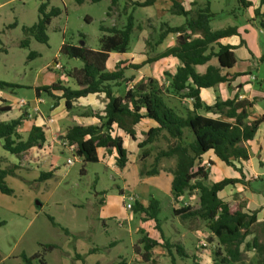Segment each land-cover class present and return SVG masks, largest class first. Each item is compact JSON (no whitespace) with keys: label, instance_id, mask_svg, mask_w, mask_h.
<instances>
[{"label":"rangeland","instance_id":"374dc122","mask_svg":"<svg viewBox=\"0 0 264 264\" xmlns=\"http://www.w3.org/2000/svg\"><path fill=\"white\" fill-rule=\"evenodd\" d=\"M207 1L211 3L212 11L217 12L211 21L213 30L246 19L247 15L237 0H204ZM44 2L48 5L47 10L52 7L61 10L47 28V43L38 41L23 30V26H32L38 21L39 7ZM123 2L121 0L120 5L108 10L109 0L96 3L86 0L82 4L76 0H0V81L19 85L13 91L2 90L10 96V102L25 99L30 104L35 98V85L50 84L59 77H66L65 68L82 67L80 59L60 52L63 42L73 45L84 42L91 49H100V38L104 34L101 26L115 24L122 27L126 23V15L122 13ZM198 2L201 3V0ZM167 4L168 0H160L153 7H137L134 10L136 26L130 46L133 56H129L133 63H140L159 52L155 42L162 21L177 24L185 19L178 15L172 17ZM145 33L149 43L144 49H138L133 44ZM26 39L29 44L24 46ZM31 52L35 55L30 57ZM114 56L111 64L118 58ZM55 62H60L63 70H54ZM177 63V59L149 63L136 72L137 79L152 77L165 86L168 84L165 71L174 70ZM261 64L255 73L264 78V63ZM123 92L124 87L116 89L117 94ZM45 97L48 103L54 102L52 97ZM166 100L182 114L190 108L191 100L187 98L167 95ZM258 103L264 104L262 100ZM104 104L103 95L94 96L82 100L71 113L76 117H93L90 113H101ZM46 106L42 104V107ZM49 112L45 111V118L51 117ZM11 114L0 115V119H6ZM78 120L84 121V118ZM60 138L58 134L56 140ZM57 142L56 145L61 146L60 140ZM2 143L0 140V166L19 165V168L15 169V175L5 178L13 193L0 191V221H4L0 226V264H26L22 254L33 257L32 264H171L166 249L160 246L153 248L148 261L136 252V246L139 252L144 251L139 243L142 236L140 228L144 227L149 234L153 233V228L141 220L140 214L126 208L125 201L129 196L145 203L151 197L160 200L159 218L166 236L173 243L183 245L188 255H176L178 264H194V260L199 264H214L219 244L206 222L200 218L182 219L174 214L175 208L196 204L195 193H187L178 203L171 197L168 179L175 159H162L158 166L160 172L156 175L141 173L143 168H152L156 153L167 147L166 140L150 145L146 158L141 157L139 148L130 147V164L123 173L117 165L116 156H113L114 159L106 158L108 155L105 153V161L84 162L68 150L62 151L55 141H50L49 156L46 155L49 160L45 168L48 170L55 165L57 169L53 177L46 180H40L38 168L41 164L31 162L35 160L34 152L28 151L19 159L5 150ZM99 153L102 151L99 150ZM68 158L74 159V163L68 164ZM112 165L116 167L112 168ZM164 179L166 187L160 184ZM63 229H67L68 233ZM48 245H54V248L49 249ZM256 261V251L245 249L244 260L238 264Z\"/></svg>","mask_w":264,"mask_h":264},{"label":"trees","instance_id":"16d2710c","mask_svg":"<svg viewBox=\"0 0 264 264\" xmlns=\"http://www.w3.org/2000/svg\"><path fill=\"white\" fill-rule=\"evenodd\" d=\"M86 0H76L82 4ZM100 2L102 0H90ZM120 0H110L108 10L117 7ZM171 12L183 16L185 21L179 25L161 22L155 46L163 43L169 34L176 35L175 45L153 57H148L142 63H131L121 59L115 63L113 69L107 67L110 52L125 53L129 49L132 34L135 30L134 10L137 7L153 5L156 0H125L122 13L126 15V23L122 27L116 25L101 26L105 32L101 38L100 49L94 50L84 45H73L63 42L60 52L70 58H78L83 62L82 67L65 68L64 74L73 83L58 79L50 84L34 87L37 96L43 94L54 99V106L64 100L68 110L74 108L75 102L80 98L97 94L104 95L105 104L101 113L93 112V117L98 118L96 124L68 126L62 139L75 145V155L84 162H98L99 149L108 152L115 151L116 162L120 168L128 162V150L124 146L123 137L117 131L123 132L132 140H136V126L143 119H151L157 123L141 134L138 148L141 157L149 156L150 145L164 139L167 147L160 149L155 157L151 169H142V175H156L162 159H175L171 168L173 179L171 182V196L175 202L188 193H195V205H182L174 209V214L182 219L200 218L206 222L213 236L218 240L219 247L215 251L214 264H238L244 260L245 249L255 250L256 263L264 264V220L259 221L257 211L246 209V201L230 204L220 197V192L229 185L241 183L238 178H223L216 182H208L210 168L202 165V156L212 151L227 166L242 173L237 163L248 161L250 153L248 141L252 140L264 115L252 118L250 109L254 100L240 99L238 95L233 98H216L213 104H208L201 97L203 88H211L220 83L231 84L239 74H232L227 69L236 63L233 46L223 44L221 39L237 34L236 26H227L213 30L211 21L217 16L212 11L209 2L203 7L186 9L179 0H171ZM239 6L248 9L253 5L250 0H237ZM196 5V3H193ZM47 3L39 7L38 21L32 26H23L26 34L34 36L38 41L47 43L46 33L53 17L58 16L61 10L52 7L47 10ZM129 9H131L129 11ZM254 19L258 26L264 29V0H259L254 9ZM149 43V42H148ZM147 43V44H148ZM29 44L28 39L23 45ZM152 46L151 44H149ZM33 52L30 57L34 56ZM174 57L180 61L174 72L165 71L168 84L162 85L156 79H137L136 72L146 64L161 58ZM216 59L217 63H212ZM264 63V54L258 59ZM199 66H206L200 72ZM227 70L226 72H224ZM19 87L17 84L0 81V90L13 91ZM124 87V92L116 93V89ZM187 98L192 101V107L184 114L178 112L168 104L166 96ZM11 107L6 102L0 105V114L10 111ZM211 114V115H209ZM21 115L10 121L0 120V140L3 148L11 154L22 158L31 148L41 147L47 140L46 126L33 125L27 137L19 132L20 126L26 119ZM14 167L0 166V191L12 194L5 178L15 175ZM84 171V169H82ZM54 175V170L41 171L40 180H46ZM133 211L140 214L141 220L151 225L153 233L149 234L140 228L142 234L139 243L143 252L137 253L144 260H150L152 250L156 246L166 249L171 264H178L176 255L187 257L183 245L173 243L165 234L159 218L161 202L151 197L147 205L135 199ZM50 219L54 222L53 218ZM4 221H0V226ZM68 233L67 229H63ZM159 234V235H158ZM53 249L54 245H48ZM26 264H32V258L22 254ZM194 264L197 260H194Z\"/></svg>","mask_w":264,"mask_h":264},{"label":"crops","instance_id":"0c3cea01","mask_svg":"<svg viewBox=\"0 0 264 264\" xmlns=\"http://www.w3.org/2000/svg\"><path fill=\"white\" fill-rule=\"evenodd\" d=\"M120 1H119V5H120ZM123 1L124 2L122 8L125 5V0ZM179 1L186 9H192L193 7L194 8L203 7L204 5H206L207 2H209V1L204 2V0H201V3L198 2V0H179ZM250 1H252L253 5L248 9L243 10L244 13L247 15L246 19H244V22L227 25V26H236L237 34L220 40V42L223 44H229L233 46V52L235 54L237 61L233 67L227 70L232 74L234 73L239 74V76H237L236 79L231 84L220 83L211 88H203L201 90V97L208 104H213L216 101L217 97L221 99H228V98H233L236 95H238L240 99H248L251 101L254 100V105L250 109V115L252 118H256L261 115H264V104L258 103V101L260 100L264 102V78L259 76V73L257 74L255 73V71L258 70V68L260 69V66L262 65L261 63L258 62V59L264 54V29L260 28L258 26L257 20L254 19V9L258 6L259 0H250ZM159 2L160 0H156V2L153 5L141 7V8L153 7ZM193 3H196V5H193ZM167 8L169 12L172 13L171 0H168ZM130 10L131 9H129V11ZM175 16L177 15L172 13V17ZM235 18L239 20L237 16H235ZM184 21L185 19L181 23H177V24H172L171 22L168 21H162V22H168L171 25H179L182 24ZM114 25L115 24H111V26ZM146 39L147 36L145 33L144 35H141L133 45L137 48L139 47L138 49H144V46L147 43ZM175 43H176V35L169 34L165 38L164 42L157 46V49L159 50L158 53L164 51L168 47L175 45ZM130 46H131V42L129 45V49L125 53L110 52V57L107 61V67L109 69H113L115 63L124 58H126V60H129L131 61V63H133L134 61L132 59L130 60L129 58V56H131L130 54H132ZM113 54L117 55L118 58H115L111 64L110 63L111 58L115 57ZM169 59L176 60L177 58L165 57L159 60L166 61ZM145 60L141 61L140 63L144 62ZM177 62L179 63H177L175 69L171 70L170 72H174L176 68L179 66L180 61L178 59ZM110 64L112 66H110ZM205 68L206 66H199L198 70L202 72L205 70ZM227 70H225L224 72H226ZM59 78L65 80L66 82H68V84L73 86V83L67 77L62 76ZM34 94H35L34 100L30 101L29 105L22 107L17 101H16L17 103L10 102L9 100L10 96L7 95L2 90H0V105H3L6 102L11 107L10 111L1 113L0 115H5V114L8 115L9 112L12 113L11 115H9V117L6 116V119H0V120L10 121L12 119H16L20 117L21 115H26L25 116L26 119L23 121V124L19 128V132L22 134L24 138L27 137L33 125L46 126L47 140L44 142L43 146L37 147L38 150H36V147L31 148L29 150V153L34 152L33 155L35 156V160H32L31 162L41 164V167L38 168V172L49 171L52 170V168H54L55 171L57 169V167H54L55 165H53L52 168L49 167L48 170H46L45 168L46 162L49 160L48 158L50 152L49 142L55 141V145L58 144L57 141L59 140L61 141L62 136L66 133L68 126L72 124L91 125V124H96L99 120L96 117H76L75 114L73 115V113H71L73 109L68 110L65 107L64 100H61L58 106H54V102L52 104L50 102L49 103L47 102L45 94L41 96H37L35 90H34ZM94 96H100V95L93 94L86 97H82L77 102H75L74 108L77 106L78 103H81L82 100H86ZM42 104L47 106L42 107ZM191 107H192V101H190V108ZM47 110L50 111L48 115L54 117L53 122L48 124H47L48 118H45L47 116L45 111ZM77 118H84V121L82 120L76 121ZM156 125L157 123L151 119H143L136 126V140H132L123 132L117 131V134L123 137L124 146H126L128 150V155L130 153V147L133 146L134 149L135 147L138 148V142L141 140V134L147 131L150 127H154ZM58 134L61 135V138L59 140H56V136ZM247 145L250 153V159L248 161L237 163V166L242 170V173L234 170L230 166H227L218 157H216V155L212 151H209L202 156V162H207V161L211 162L212 166L210 167L209 179L212 182L219 181L225 177L241 179L242 180L241 183L239 182L235 185H229L223 191H221L219 194L220 197L228 201L232 205L240 201H246V209L250 211H257L258 220L263 221L264 220V121L260 124L255 137L252 140L248 141ZM58 147L61 148L62 151L67 150L64 149L62 146H58ZM99 150L102 151L101 154L99 153L100 160L102 159L105 161V157L106 158L111 157L113 159L115 156L117 157L115 151L108 152L105 149H99ZM105 153L108 156L104 157ZM137 154L138 152L136 153V155ZM129 164H130V160L128 156L127 164L125 165V167L121 168L122 173L123 170H126L129 167ZM115 167H116L115 165H112V168ZM172 179H173V174L171 173V176L168 179L170 186V194H171ZM165 180L166 179H164L163 182L160 183L161 185H163V187H166ZM160 184L158 185L159 188H161ZM142 203L147 205L149 202L147 203L142 202Z\"/></svg>","mask_w":264,"mask_h":264},{"label":"built area","instance_id":"2783aa9c","mask_svg":"<svg viewBox=\"0 0 264 264\" xmlns=\"http://www.w3.org/2000/svg\"><path fill=\"white\" fill-rule=\"evenodd\" d=\"M54 70L56 71H61L63 70L64 66H62V64H60V62H55V64L53 65L52 67ZM19 104L20 106L24 107V106H27L29 105V102L25 99H21L19 101ZM53 122V117H50L48 120H47V124L48 123H51ZM61 146L64 148V149H67L71 154H73L75 156V145H71L67 140L65 139H61ZM67 163L68 164H73L74 163V159L72 158H68L67 160ZM202 165H204L206 168H210L212 166L211 162L210 161H207V162H203ZM135 201V197L134 196H129L127 198V200L125 201V204H126V208L128 210H132L133 207V203Z\"/></svg>","mask_w":264,"mask_h":264},{"label":"water","instance_id":"95a60500","mask_svg":"<svg viewBox=\"0 0 264 264\" xmlns=\"http://www.w3.org/2000/svg\"><path fill=\"white\" fill-rule=\"evenodd\" d=\"M80 45H84V42H81V44Z\"/></svg>","mask_w":264,"mask_h":264}]
</instances>
